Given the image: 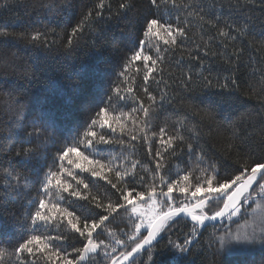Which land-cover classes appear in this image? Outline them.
Listing matches in <instances>:
<instances>
[{
    "label": "snow or ice",
    "instance_id": "6c2138e0",
    "mask_svg": "<svg viewBox=\"0 0 264 264\" xmlns=\"http://www.w3.org/2000/svg\"><path fill=\"white\" fill-rule=\"evenodd\" d=\"M76 7L74 0H0V14H12L0 25V67L24 69L25 76L18 51L7 49L23 45L71 55L89 33L103 37L101 48L107 47L113 21L135 28L119 55L115 78L101 95L83 97L79 116L30 104L24 91L7 82L0 86V113L7 117L0 118V216L19 229L11 237L0 229V264H144L138 258L145 252L149 264H167L153 258L154 242L159 244L161 234L182 218L191 220L188 232L162 246L173 251L171 264H191V246L209 221L229 222L219 236L212 225L213 256L256 244L264 249V22L257 28L246 15L222 25L215 5L206 9L183 0H146L142 11L137 0H88L78 18L61 24ZM230 7H259L264 14V0H235ZM17 9L25 15L45 12L56 27L31 26ZM191 18L201 30H215V36L205 41L202 35L196 54L187 52V69L179 76L169 71L165 80L164 65L178 50L176 66L184 60ZM217 37L219 53L210 44ZM209 55L229 65L222 81L217 76L214 82L205 66ZM242 64L250 69L245 79L239 74ZM31 71L43 69L35 65ZM212 88L219 89L218 99L203 107L192 102L196 89ZM253 100L257 107H249ZM205 127L220 139L222 157H235L231 164L208 156L199 143ZM138 143L145 146L148 163L132 159ZM181 154L196 164L173 178L169 161ZM100 181L103 192L93 193ZM121 213L127 214L128 230L108 227ZM241 220L244 229L233 231L231 225Z\"/></svg>",
    "mask_w": 264,
    "mask_h": 264
},
{
    "label": "trees",
    "instance_id": "16d2710c",
    "mask_svg": "<svg viewBox=\"0 0 264 264\" xmlns=\"http://www.w3.org/2000/svg\"><path fill=\"white\" fill-rule=\"evenodd\" d=\"M77 7L70 10L66 16H63L60 21L61 24L67 21L69 17L78 18L81 10V5L88 2V0H74ZM185 3H196L203 5L206 9L211 5H215V14L220 16L221 24L231 23L233 20L237 22L242 21L246 15H251L253 22L256 23L257 28L262 26L264 22V14L261 13L259 7H255L252 10L248 9H236L230 7L231 4L235 3V0H183ZM139 9L142 11L146 5V0H137ZM15 14L20 15L22 19L31 26L42 28L44 25L49 27H56V23L52 22V18L45 12H33L25 15L22 10H15ZM12 14L2 13L0 14V25L3 24L4 20L9 19ZM181 17L183 13H180ZM192 27L189 30L190 40L183 44L184 60L180 67L176 66V60L180 58V51L178 50L175 57L171 59L170 63L164 65L166 71L164 79H168V72H174L179 76L180 71L186 70L189 64L187 52L192 50L193 55L196 54L195 44L200 43V37L203 35L205 41L208 40V36H215V30H209L205 27L203 30L199 27V22L195 18H191ZM73 22L75 20L73 19ZM112 28L108 36L107 47L101 48L104 38L96 34H86L85 38L81 41L80 47L76 49L71 55H66L63 50L53 49L51 51L46 49L34 50L31 46L24 47L20 45L19 48H9L8 53L17 52L19 55L18 63L24 64L27 68V76H25L24 69L8 67H0V86H3L7 82L10 86L19 87L28 96V102L37 106H56L62 110H66L70 113H74L79 116L78 111L79 104L85 95H101L104 88L107 87L110 79L115 78V73L119 70L118 60L119 55L124 51V44L127 43V38L135 32L133 25L125 26L124 23H120L117 26L115 21L112 22ZM59 32L60 29L57 28ZM112 37H115L113 40ZM3 39V38H0ZM220 39L217 37L214 42H210L211 51L219 53L222 48L220 46ZM256 46L259 45V37L255 41ZM237 46L239 42H237ZM119 48L120 53L116 52L115 49ZM4 50L0 48V52ZM231 51V48L228 49ZM252 51L251 48L245 54L244 62L247 64L248 53ZM203 57V51L199 53ZM205 59V66H210L211 77L214 79L217 76L223 80V77L229 74V65H226L223 59L217 55L212 57L209 55ZM39 65L43 71H37L35 75L32 74L31 67ZM198 66V65H197ZM250 72V69L245 67L243 64L239 66V74L242 79H245ZM205 72V75H208ZM139 82V78H138ZM171 84V81H168ZM154 88L155 85H152ZM161 88L163 85L160 86ZM3 91H7L6 88ZM219 92V89H196L193 92V103L203 107L204 103H207L209 99H218L215 94ZM203 102V103H202ZM179 107V105H176ZM255 100H253L249 107H257ZM172 109L169 108V112ZM0 118L7 119L3 113H0ZM175 119V116L172 117ZM71 126V125H70ZM153 130H156L155 128ZM200 144L204 145L205 151L208 156L213 159H223L228 164L232 163L235 157L227 158L222 157L220 148L221 142L215 135L209 136L208 129L205 127L203 134L201 135ZM260 143L259 138H256V144ZM155 150V145L153 146ZM119 149L113 155L117 154ZM132 159H139L141 163H148L146 158V148L141 144H137V150ZM196 164V160L193 157L192 161L189 162L187 155L181 154L179 158H173L169 161L170 171L173 174L185 170L189 167H193ZM87 176V174H84ZM194 175L198 173L194 172ZM94 179V178H93ZM104 182L100 181L97 187L93 188V193L97 191L103 192ZM19 214V213H17ZM241 221L236 224H232V229ZM129 222L127 220V214L121 213L120 216L116 217L115 221L110 223L108 227L119 231V229H125L126 231ZM217 231L216 236H219L225 230L221 225H228L227 220H220L215 223ZM212 225H209L204 235L199 238V243L193 244L191 255L187 258L191 264H260L262 257H264V249L261 248L260 244L249 246L243 250L239 248H229L223 250L219 255L213 256L212 250L208 248L209 236L213 232ZM191 227V222L187 219H181L170 232L162 233V239L159 244H155V249L152 252L154 259L165 261L167 264H171V258L174 255L173 251L167 248H163V245H167L169 240L176 241L182 239L183 235L186 234ZM0 229L4 230L10 237L15 235L19 229L12 223L8 217L0 216ZM103 239L104 236L98 237ZM159 239V238H158ZM218 245V241H217ZM159 252V256H157ZM99 260V258H97ZM143 261L144 264H149L148 254L141 253L138 258ZM179 260L183 261V257H178ZM102 264V262H101Z\"/></svg>",
    "mask_w": 264,
    "mask_h": 264
},
{
    "label": "rangeland",
    "instance_id": "374dc122",
    "mask_svg": "<svg viewBox=\"0 0 264 264\" xmlns=\"http://www.w3.org/2000/svg\"><path fill=\"white\" fill-rule=\"evenodd\" d=\"M253 207H255V206L253 205ZM259 212H260V210H257V218H258V216H259ZM253 218H254V217H249V223H251V221H252ZM238 226L240 227L241 230H243V229H244V222L242 221L241 223L237 224V225L233 228V231H235L236 228H237Z\"/></svg>",
    "mask_w": 264,
    "mask_h": 264
},
{
    "label": "water",
    "instance_id": "95a60500",
    "mask_svg": "<svg viewBox=\"0 0 264 264\" xmlns=\"http://www.w3.org/2000/svg\"><path fill=\"white\" fill-rule=\"evenodd\" d=\"M187 220H189V221L191 222L190 218H188ZM218 221H220V220H218ZM218 221H216V222H218ZM216 222L209 221V222H207V223H208V225H211V224H214V223H216Z\"/></svg>",
    "mask_w": 264,
    "mask_h": 264
}]
</instances>
